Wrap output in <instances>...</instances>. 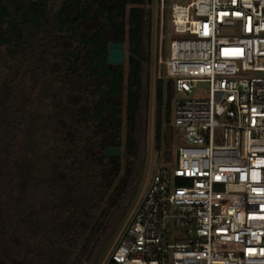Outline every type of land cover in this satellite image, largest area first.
Segmentation results:
<instances>
[{"label": "trees", "instance_id": "obj_1", "mask_svg": "<svg viewBox=\"0 0 264 264\" xmlns=\"http://www.w3.org/2000/svg\"><path fill=\"white\" fill-rule=\"evenodd\" d=\"M147 1L0 0V264H56L59 244L74 249L71 264H89L137 185L136 121L120 174V158L105 148L119 144L123 120L108 106L122 105L121 92L100 95L109 76H94L78 43L127 38L125 85L137 112ZM106 54L104 65L122 72ZM174 94L173 78L157 77L155 150L173 121Z\"/></svg>", "mask_w": 264, "mask_h": 264}, {"label": "built area", "instance_id": "obj_2", "mask_svg": "<svg viewBox=\"0 0 264 264\" xmlns=\"http://www.w3.org/2000/svg\"><path fill=\"white\" fill-rule=\"evenodd\" d=\"M175 162L104 264H264V0H172ZM206 82L204 98H184Z\"/></svg>", "mask_w": 264, "mask_h": 264}, {"label": "rangeland", "instance_id": "obj_3", "mask_svg": "<svg viewBox=\"0 0 264 264\" xmlns=\"http://www.w3.org/2000/svg\"><path fill=\"white\" fill-rule=\"evenodd\" d=\"M171 1L172 0H151L143 4L149 17V25L146 28V32L149 35L147 34L144 39L145 44L142 48V53L144 59H147L148 62L141 64L137 58V62L135 63L138 65V71L142 76L143 88L142 107L139 108L137 112L134 109V98L132 95H129L128 88L125 85L129 68L128 56L132 50L127 38L124 40L126 52L125 61L123 63L124 69L122 72L118 69H112L104 65L105 48L107 51V46H104L102 42L91 38L84 39L78 43L81 46H85V55L90 61L89 67L95 69L94 76L96 78L109 76V80L100 88V95H103L104 93L116 94L121 92L122 105L120 107L115 105L108 106V109H110L114 115H120L123 120L120 127L119 144L117 145L121 147V152L118 156L121 162L120 174L125 170V161H127L128 157L125 155V150L127 145L132 142V136L129 133L128 128L134 120L136 121V131L139 135V153L136 158L137 185H135V188L125 200L121 211H119L116 217L112 219L107 233L103 235L100 240L99 248L95 252V258H93L89 264H104L108 260L109 254L122 235V232L127 225L135 206L143 196L153 173L160 166L174 163L176 159V148L181 139V131L174 125L172 120V122L166 123L164 127L165 136L159 150H155L154 141L155 83L157 77H169L166 64V60L170 53L169 45L170 41L178 35L171 21ZM175 1L179 4L185 5L190 0ZM73 54L77 55L78 50H74ZM206 86V82H198L193 92L185 93L183 97L189 99L204 98L207 95ZM98 105L101 108L102 101L100 97ZM68 264L71 263L68 261Z\"/></svg>", "mask_w": 264, "mask_h": 264}, {"label": "water", "instance_id": "obj_4", "mask_svg": "<svg viewBox=\"0 0 264 264\" xmlns=\"http://www.w3.org/2000/svg\"><path fill=\"white\" fill-rule=\"evenodd\" d=\"M125 42L109 41L107 44L106 61L109 64H123L125 61ZM121 152L120 146H107L105 154L107 156L118 157ZM74 249L65 244L56 245L54 248V258L56 264L66 262L73 254Z\"/></svg>", "mask_w": 264, "mask_h": 264}, {"label": "flooded vegetation", "instance_id": "obj_5", "mask_svg": "<svg viewBox=\"0 0 264 264\" xmlns=\"http://www.w3.org/2000/svg\"><path fill=\"white\" fill-rule=\"evenodd\" d=\"M73 253H74V252H73ZM72 255H73V254H72ZM54 259H55V258H54ZM69 259H70V258H69ZM69 259H68L67 261H69ZM67 261H66V262H67ZM66 262H64V263H66Z\"/></svg>", "mask_w": 264, "mask_h": 264}]
</instances>
